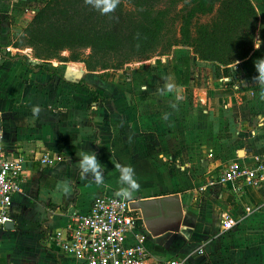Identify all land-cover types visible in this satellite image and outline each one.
Listing matches in <instances>:
<instances>
[{
  "label": "crops",
  "instance_id": "crops-1",
  "mask_svg": "<svg viewBox=\"0 0 264 264\" xmlns=\"http://www.w3.org/2000/svg\"><path fill=\"white\" fill-rule=\"evenodd\" d=\"M250 1L261 45L254 43L245 60L228 68L216 70L190 48L177 46L175 55L155 59L154 65L143 61L88 71L75 64L82 75L76 78L65 67L72 61L27 58L14 47L43 0H0V47L18 53L10 59L0 52V136L6 150H22L29 159L13 198L14 228L0 231V264H77L46 247L43 237L103 195H116L123 187L117 164L135 170L140 187L130 201L178 198L181 227L156 238L148 234L146 247L154 259L264 264V183L238 197L230 186L197 192L230 162L264 158V99L255 84L257 61L264 59V0ZM197 69L217 85H197ZM83 151L94 152L102 164V183L80 174ZM44 152L61 160L43 168L38 158ZM224 213L237 220L230 232L221 229ZM138 228L145 231L143 222Z\"/></svg>",
  "mask_w": 264,
  "mask_h": 264
},
{
  "label": "trees",
  "instance_id": "trees-1",
  "mask_svg": "<svg viewBox=\"0 0 264 264\" xmlns=\"http://www.w3.org/2000/svg\"><path fill=\"white\" fill-rule=\"evenodd\" d=\"M213 13L208 24H193L197 16ZM257 25L258 13L250 0H119L106 14L86 0H45L14 47L32 48L41 61L77 62L82 51L89 50L81 62L88 71H97L120 70L183 46L219 70L250 55ZM63 51L70 56L59 57ZM183 79L187 84L188 73Z\"/></svg>",
  "mask_w": 264,
  "mask_h": 264
},
{
  "label": "built area",
  "instance_id": "built-area-1",
  "mask_svg": "<svg viewBox=\"0 0 264 264\" xmlns=\"http://www.w3.org/2000/svg\"><path fill=\"white\" fill-rule=\"evenodd\" d=\"M30 52V49L25 50L27 58H32ZM69 69L76 78H81V73L74 70L76 65ZM223 83L231 84L224 79ZM209 157H213L211 152ZM60 160L59 157L52 158L47 152L38 158L43 168L51 167ZM28 162L22 150H6L0 136V231H5L6 225L12 222L13 198L22 188ZM263 183L264 158L257 154L252 155L247 163L238 160L230 162L218 175L209 176L197 192L230 186V193L238 197L244 189L259 188ZM131 202L116 195H103L92 202L87 212H76L65 225L46 232L44 245L72 258L77 264H188L187 259L153 258L146 247L149 235L138 228L142 222L141 214L131 207ZM250 212L251 208L246 207L245 213ZM236 225L235 217L227 213L222 215L223 232H230ZM196 251L204 253L203 248Z\"/></svg>",
  "mask_w": 264,
  "mask_h": 264
},
{
  "label": "clouds",
  "instance_id": "clouds-1",
  "mask_svg": "<svg viewBox=\"0 0 264 264\" xmlns=\"http://www.w3.org/2000/svg\"><path fill=\"white\" fill-rule=\"evenodd\" d=\"M86 3L91 5L94 9L100 11L102 14L113 12L119 0H86ZM261 40L257 38L255 46L257 48L261 45ZM257 71L259 73L258 79L255 80V84L261 86V99H264V59H260L256 64ZM172 85H169L171 88ZM34 113L39 112L38 107L33 108ZM80 174L87 176L91 174L97 183H102L104 180V169L102 164L98 161L96 154L92 151H83L78 161ZM116 167L119 170V182L123 187L116 193L117 196L130 200L134 197V192L139 189L140 185L135 178V170L131 165L117 164ZM63 192H67L69 189L66 185L60 186Z\"/></svg>",
  "mask_w": 264,
  "mask_h": 264
},
{
  "label": "water",
  "instance_id": "water-1",
  "mask_svg": "<svg viewBox=\"0 0 264 264\" xmlns=\"http://www.w3.org/2000/svg\"><path fill=\"white\" fill-rule=\"evenodd\" d=\"M131 207L140 212L145 231L153 238L175 232L181 227L183 216L177 197L135 200L131 202ZM13 228L12 222L6 225V230Z\"/></svg>",
  "mask_w": 264,
  "mask_h": 264
},
{
  "label": "rangeland",
  "instance_id": "rangeland-1",
  "mask_svg": "<svg viewBox=\"0 0 264 264\" xmlns=\"http://www.w3.org/2000/svg\"><path fill=\"white\" fill-rule=\"evenodd\" d=\"M44 3H45V0H43V2L40 4V6H43L44 5ZM180 9L182 8L181 6L179 7ZM216 9H217V7H216ZM188 10V9H187ZM182 14H185V13H182ZM181 14V15H182ZM214 15H215V13H213V14H210V15H205V16H197L196 18H194V20H193V24H196V23H199V24H208L211 20H212V18H214ZM180 20H178L177 21V23H176V28H179V26H180ZM194 31V28H192V32ZM20 34L18 35V38H20ZM17 38V39H18ZM177 47V46H176ZM174 48V47H173ZM173 48L170 50V51H168V52H164V53H162V54H155L154 56H152L150 59H147V60H136V61H132L131 63H129V64H133V63H135V62H146L147 64H149V65H154V64H152V62L154 61L155 62V59H158L159 61H163V58H165V56H167V55H175V53L174 52H176V51H173ZM20 49H23L24 51L26 50V49H30V54H31V57L32 58H34V51H33V49L32 48H20ZM0 52H4V53H8V51H6L5 50V47H0ZM11 53V52H10ZM9 53V54H10ZM11 54H14V55H16V54H18V53H11ZM89 54V50H83L82 51V57H81V61L83 60V59H85L86 58V56ZM65 57V56H67V57H69L70 56V53L68 52V51H63V52H61V54H60V56L59 57ZM81 61H77V62H69V64H65V67L67 68V69H69V67L70 66H73V64L75 65V64H80L81 66H83L84 64L81 62ZM174 65H176L175 64V62H174ZM85 66V65H84ZM145 66V65H144ZM77 68H80V66L78 67L77 66ZM77 71H78V69H77ZM197 75H198V81L200 82V83H198L197 82V85H203V86H210V87H214V84L215 85H217L216 83H217V81L215 82L214 81V79L212 78V77H210V79H208V77H209V74H205L204 73V71L202 70V69H197ZM200 72V73H199ZM55 227V226H54ZM57 229V227L56 228H50V230H49V232H53V231H55Z\"/></svg>",
  "mask_w": 264,
  "mask_h": 264
}]
</instances>
